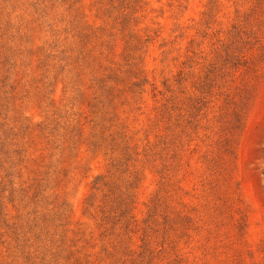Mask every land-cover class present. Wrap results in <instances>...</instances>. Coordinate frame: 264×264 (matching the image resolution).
Here are the masks:
<instances>
[{"label": "rangeland", "instance_id": "rangeland-1", "mask_svg": "<svg viewBox=\"0 0 264 264\" xmlns=\"http://www.w3.org/2000/svg\"><path fill=\"white\" fill-rule=\"evenodd\" d=\"M0 264H264V0H0Z\"/></svg>", "mask_w": 264, "mask_h": 264}, {"label": "trees", "instance_id": "trees-1", "mask_svg": "<svg viewBox=\"0 0 264 264\" xmlns=\"http://www.w3.org/2000/svg\"><path fill=\"white\" fill-rule=\"evenodd\" d=\"M125 1H126V0H125ZM124 12H126V11H124ZM124 12H123V13H124ZM123 13H121V15H122V20H123V23H122L121 25H123V27H125V26L128 27L127 30H129V29H130L129 27H131V26H130L129 19L127 18V14H123ZM129 31L131 32V35H132V36L130 37V33L128 34L130 38H134V37L137 36L136 33H135V30H134V29H131V30H129ZM134 35H136V36H134ZM136 40H137V43H135V44L133 45L134 48H137L139 45H141V40H139L138 38H136ZM138 58H139V57H138ZM136 59H137V58H136ZM135 69H137V71H138L137 74H138L139 77H137V81H135L133 85H134L136 88H139V89L142 90L143 82H146V79H145V77L142 75V71H141V69L139 68L138 63H137V67H136ZM129 196H130V195H129ZM129 196H128V197H129ZM132 197H133V195H132ZM120 213H121L122 217L124 218V220H125L127 226H128L129 224H132L134 217H133V215L131 214V207H130L129 203H126V202H125V203L123 204V206H121ZM101 214L103 215V216H102V221H103V222H104L105 218H108V219H109V216L107 215V210H106V207H105V206L101 209ZM142 241H144V240H142Z\"/></svg>", "mask_w": 264, "mask_h": 264}]
</instances>
